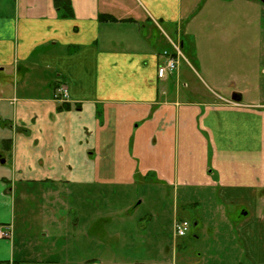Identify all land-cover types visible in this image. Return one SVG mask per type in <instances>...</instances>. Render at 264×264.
<instances>
[{"label":"crops","instance_id":"1","mask_svg":"<svg viewBox=\"0 0 264 264\" xmlns=\"http://www.w3.org/2000/svg\"><path fill=\"white\" fill-rule=\"evenodd\" d=\"M172 1L173 6L167 0H0V224L13 225L19 185L22 191L43 192L48 205L55 195L67 196L75 183L128 186L156 176L157 183L175 186L237 183L246 190L264 184L263 167H256V160L264 162V116L253 111L264 102L248 101L244 92L240 102L218 92L193 99L197 90L172 82L179 73L159 77L167 50L160 49L152 27L162 31L163 22L180 27L186 13L183 0ZM181 64L174 72H182ZM63 84L69 100L54 99ZM252 120L260 126L254 138L259 145H248L246 152ZM233 127L236 139L240 135L234 152ZM230 158L256 163L245 169L239 162L233 172L231 164L222 169ZM56 220V234L65 244L70 240L65 218ZM13 228L12 239H0V264H88L92 259L106 264L77 256L67 246L21 248ZM37 234L54 233L44 224ZM151 262L157 261L133 257L112 264Z\"/></svg>","mask_w":264,"mask_h":264},{"label":"rangeland","instance_id":"2","mask_svg":"<svg viewBox=\"0 0 264 264\" xmlns=\"http://www.w3.org/2000/svg\"><path fill=\"white\" fill-rule=\"evenodd\" d=\"M167 1L173 6L172 0ZM183 4L186 13L180 27L162 23V31L183 44L178 63L179 67L182 62V72H174L181 78L172 82L197 90V95L190 96L193 99L213 98L218 92L234 102L232 94L244 92L246 100L264 102V0H183ZM152 30L160 49L173 52L168 37L159 29ZM253 111L264 116V107ZM251 123L246 152L250 151L248 145H259L254 138L260 135V126L253 120ZM232 129L230 151L234 152L240 135L236 139V129ZM211 155L208 146V160ZM225 161L224 170L239 162L245 169L257 162L256 167L264 170V162L259 160ZM155 178H138L128 186L71 184L67 196L55 195V201L48 205L43 204V192L22 191L24 185H19L14 199L16 245L54 250L67 246L77 251V256L96 257L106 264L133 257L157 264L167 259L174 263L264 264V184L246 190L237 183L224 186L218 174L214 181L219 185L212 186H175L157 183ZM64 218L62 224L70 238L67 245L62 234H56L60 230L56 219L61 222ZM176 220L190 223L186 236H175ZM44 224L54 234H37ZM89 231L93 234H87Z\"/></svg>","mask_w":264,"mask_h":264},{"label":"built area","instance_id":"3","mask_svg":"<svg viewBox=\"0 0 264 264\" xmlns=\"http://www.w3.org/2000/svg\"><path fill=\"white\" fill-rule=\"evenodd\" d=\"M165 62L159 67L158 75L160 78H164L169 74H173L178 67L179 57L182 56V52L179 46L175 45V53L170 54L164 52ZM69 89L66 85H60L54 92V99L60 101L69 100ZM190 223L186 220L175 221L174 234L178 237L186 236L190 231ZM13 237V225L11 223L0 224V239H12Z\"/></svg>","mask_w":264,"mask_h":264},{"label":"water","instance_id":"4","mask_svg":"<svg viewBox=\"0 0 264 264\" xmlns=\"http://www.w3.org/2000/svg\"><path fill=\"white\" fill-rule=\"evenodd\" d=\"M232 100L234 102H240L242 100V95L240 94V92H234L232 94ZM1 162L5 163V159H2Z\"/></svg>","mask_w":264,"mask_h":264},{"label":"trees","instance_id":"5","mask_svg":"<svg viewBox=\"0 0 264 264\" xmlns=\"http://www.w3.org/2000/svg\"><path fill=\"white\" fill-rule=\"evenodd\" d=\"M101 18H102V19L104 18V19H112V20H116L115 18H113V17H111V16H108V15H103Z\"/></svg>","mask_w":264,"mask_h":264}]
</instances>
